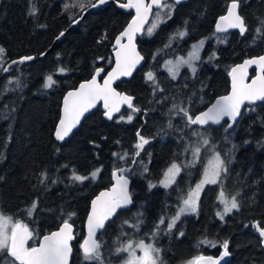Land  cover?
<instances>
[{
	"label": "trees",
	"instance_id": "obj_1",
	"mask_svg": "<svg viewBox=\"0 0 264 264\" xmlns=\"http://www.w3.org/2000/svg\"><path fill=\"white\" fill-rule=\"evenodd\" d=\"M94 2L0 0L4 66L25 56L35 59L11 65L6 76L0 71V213L28 225L34 234L28 241L29 248L74 214L69 220L76 229L72 264H99L83 258L80 245L85 237L86 219L91 201L113 184V170L125 168L130 169L124 174L132 180L133 205L111 219L99 234L103 264H122L128 253H117L116 248L140 240L160 249L157 264H188L197 256L218 255L225 240L229 241L231 253L226 264H264L263 240L254 227L256 223L264 227V102L247 104L232 128H228L227 122L220 127L189 128L182 115L170 111L175 103L188 108L194 117L229 92L230 70L235 64L264 52V0H239V11L248 29L243 35L239 31L214 35L216 22L227 12L231 0L175 4L170 18L151 35L146 28L138 39L146 58L144 67L131 80L117 85L121 92L136 98L133 106L140 111L132 113L131 109H124L117 119L109 122L100 107L62 144L54 133L64 96L90 79L97 68L108 70L113 66L115 38L134 15L111 4L96 9L68 32L72 20L84 12L71 5L82 3L87 9ZM33 6L37 9L35 15L30 14ZM257 28H261V34H257ZM183 30L188 35L171 41L170 47L165 48L170 37ZM61 32L64 36L57 39ZM104 36L106 39L102 40ZM218 37L225 42L219 43ZM199 40L206 44L195 75L184 68L172 79L164 62L186 55ZM45 53L46 57L38 60ZM61 67L67 71L58 73ZM149 71L155 74L162 92L154 91V85L146 80ZM50 74L56 83L44 88L45 78ZM255 74L252 69L251 76ZM129 114L134 117L131 122L127 121ZM169 122L172 127H168ZM138 131L150 142L135 156L133 164ZM193 131L203 132L212 148L202 147L194 166L184 167L193 159L191 148L199 143ZM213 148L225 160L227 172L222 173L218 184L205 188L196 213L181 217L171 233L161 231L153 238L151 234L159 218L174 216L200 180L213 157ZM113 153H127L128 157L120 160ZM173 162L182 165V170L175 183L165 188L160 180ZM96 169L100 172L95 180L83 183L71 180L73 171L88 176ZM41 173L47 174L43 184ZM149 183L156 187L149 190ZM221 188L228 197L239 193L240 204L238 210L223 220L216 215L223 208L217 199ZM33 201L37 207L28 216L27 209ZM138 213H142V223L137 230L129 225L136 223ZM125 220L129 224H124ZM204 239L216 246L201 244ZM5 255L0 254V264H4Z\"/></svg>",
	"mask_w": 264,
	"mask_h": 264
},
{
	"label": "snow or ice",
	"instance_id": "obj_2",
	"mask_svg": "<svg viewBox=\"0 0 264 264\" xmlns=\"http://www.w3.org/2000/svg\"><path fill=\"white\" fill-rule=\"evenodd\" d=\"M106 0H95L90 6L96 8L98 5H103ZM181 3V0H172V3H168V0H127L126 3L120 4V7L125 9H135L136 15L132 18L131 22L127 27L115 38V44L113 45V51L115 53V67L112 71L107 73V76L103 78V83L98 82V77L104 71L102 68H97L95 74L90 80H86L79 85V88L74 91H69L63 98V106L61 115L58 123L55 127V138L59 141H63L74 128L80 123L81 118L91 108L95 107L98 100H103L104 108L106 111L104 115L108 119H112L114 112H119L120 105L126 104L132 113L139 112L140 109L133 106V97L123 95L116 92L112 87L113 81L121 76H130L132 70L137 64L143 59L140 54L136 51L133 39L136 33L141 32L145 21L148 19L150 14H153V8H155L154 19L151 26L147 29L149 35L158 27V25L164 22L165 19L170 18L175 4ZM72 7L79 6L81 10H86L84 4H73ZM239 0H231V3L227 6V12L225 15L219 17L215 25V34L227 33L229 29H238L239 33L243 35L247 32V26L244 22V18L239 15ZM37 9L33 6L30 9V14L35 15ZM72 23H79L78 20L73 19ZM187 23V22H185ZM257 34H261V28L256 29ZM64 33L61 32L60 36ZM188 35L186 30L178 31L172 37H170V43L165 45V48L170 47L171 41L177 39H183ZM59 39V37H57ZM106 39V36L102 37V40ZM127 43H124V40ZM98 41V43L102 42ZM204 40L199 41L191 46V50L188 52L187 57H177L175 60L165 61L164 67L166 68L169 76L172 79L180 73L181 67L186 66L191 70L192 74L195 75L197 71L196 62L200 60V51L204 45ZM218 42H225L224 39L218 37ZM6 56V50L0 46V71L7 72L9 67L14 64H22L25 61L34 59L32 56H25L19 60L11 61L9 67H4ZM99 59H103L100 57ZM212 59V57H209ZM250 65H256L260 69V74L252 80L250 84L245 83V76L247 74V68ZM67 70L63 67L58 68V73H64ZM146 80L154 85V91H163L159 88V84L156 80L155 74L152 71L147 72ZM232 77V89L231 92L218 98L216 102L207 109V111L201 112L198 115L190 114L188 108H185L178 104H173L170 111H174L176 115H182L185 119V126L191 127L193 125L205 126L211 124H219L224 117L230 118L232 123L228 124V128L237 121V118L241 114V107L248 102L253 104L256 101H264V55L246 59L243 64L234 67L230 73ZM12 83V81H9ZM53 75H48L45 78L43 84L44 88H50L55 84ZM18 84V81H17ZM133 115L127 116V121L133 120ZM124 120V117L120 118ZM168 127H172L169 122ZM228 129H225L227 132ZM192 135L199 138V143L196 147L191 148L193 159L188 161L184 167L194 166L199 158V154L202 147L212 148L210 140L201 131H193ZM137 142L134 145V156L132 163L135 164V156H139L140 151L144 149V146L148 144L149 139L140 135L137 132ZM189 149L186 148V151ZM213 157L209 160L208 165L205 168L203 178L200 183L196 185L194 189H191L187 197L182 200L181 206L178 208L176 214L170 218L161 216L158 222L154 225V231L152 237L155 238L160 234L161 231L171 233L175 228L177 221L180 220L182 215L196 213L198 211V200L200 192L205 184H218L222 173L227 172V164L224 159L221 158L218 152L214 151ZM120 160H125L128 157L127 153L123 155L113 153ZM66 167V166H65ZM147 171V168L144 169ZM182 170V165L175 162L166 170L164 173V179L160 181V184L167 188L175 183L176 177ZM130 169L116 168L112 172V177L115 183L109 190L102 191L91 201V210L87 217V228L88 234L80 245L83 258L86 261H99V264H103L100 243L96 240V233L98 230L104 229L106 221L110 220L118 209L125 208L132 203L131 193L129 192V180L124 175L125 172ZM100 172V169H96L91 172L88 176L77 174L73 171L71 180L73 182L83 183L85 180H95ZM47 179L46 173H41L40 183H44ZM55 183V181H53ZM149 190L156 187L149 183ZM239 193L228 197L223 189L221 188L217 199L221 205H223L222 211H218L216 215L223 220L224 217L238 210L240 204L237 196ZM37 207V202L33 201L31 207L27 209V215L32 216L33 211ZM70 214L68 219H65L58 231H54L49 235H45L39 242L38 247H26L27 242L33 238V232L29 229L28 225L16 220L13 222L12 217L5 216L0 213V254H6L4 264H69V256L71 254L70 241L74 238L72 232V224L69 223L71 219ZM142 213H138L135 217L136 223L130 224V227L140 228L142 223ZM124 224H129V221L125 220ZM166 225L162 229L161 226ZM254 227L259 233V236L264 239V227H260L258 223L254 224ZM182 236L183 233L181 232ZM201 244H209L215 247L216 244L212 241L204 239L200 241ZM222 251L220 256L213 258L211 256H197L190 260L188 264H220V261L230 255L229 241H223L221 245ZM142 251V256H136V250ZM117 253L127 252L128 260L125 264H157L159 260L160 249L155 247L153 244H146L143 240L138 242L129 241L126 245L116 248Z\"/></svg>",
	"mask_w": 264,
	"mask_h": 264
},
{
	"label": "water",
	"instance_id": "obj_3",
	"mask_svg": "<svg viewBox=\"0 0 264 264\" xmlns=\"http://www.w3.org/2000/svg\"><path fill=\"white\" fill-rule=\"evenodd\" d=\"M168 1H170V0H168ZM188 1H190V0H181V3H179V4H177V5H181V4H185V3H187ZM127 2V0L125 1V2H122V1H119V0H106V3L105 4H103V5H98L96 8H92L91 6H89L86 10H84V12L82 13V15L77 19L78 21H79V23H73L69 28H68V32L71 30V29H74V28H76L90 13H93L96 9H98V8H104V7H106V6H108V5H111V4H114V5H116L119 9H121L122 11H125V12H133L134 13V15H133V17L136 15V12H135V9H125V8H122V7H120V4H122V3H126ZM145 2H148V0H145ZM154 11H155V8H153V14H150L149 16H148V19L145 21V23H144V25H143V29H142V31L141 32H138V33H136V35L134 36V39H133V44L135 45V48H136V51L140 54V56L141 57H143V59L140 61V63L139 64H137L136 66H135V68L132 70V74L130 75V76H121V77H119L118 79H116L115 81H113V83H112V87L116 90V92H118V93H121V94H123V95H128V96H131V97H133V101H132V103L134 104V102H135V100H136V98L134 97V96H132V95H129V94H127L126 92H121L118 88H117V85L118 84H120V83H122V82H125V81H129V80H131L134 76H135V74H136V72L137 71H139L140 69H142L143 67H144V65H145V63H146V58H145V56L142 54V52H141V50H140V48H139V43H138V39H139V37L141 36V35H143V33L145 32V29L149 26V24H150V22H151V20H152V18H153V15H154ZM238 12H239V15L241 16V14H240V11H239V9H238ZM226 14V13H225ZM224 14V15H225ZM132 17V18H133ZM219 19V18H218ZM132 20V19H131ZM131 20L129 21V23L131 22ZM218 21V20H217ZM128 23V24H129ZM127 24V25H128ZM127 27V26H126ZM125 27V28H126ZM124 28V29H125ZM232 31H239L238 29H229L228 30V32L227 33H218V34H228V33H230V32H232ZM65 34V33H64ZM64 36V35H63ZM63 36H60L59 37V39H61ZM124 43H127V40L125 39L124 41H123ZM115 44V43H114ZM46 55H47V53H45V54H43L42 56H40L39 58H38V60L39 59H44L45 57H46ZM260 55H264V52L262 53V54H260ZM260 55H257V56H253V57H258V56H260ZM113 57H114V64H113V66L110 68V69H108V70H106L104 67H100V68H102L104 71L100 74V76L97 78L98 79V82L99 83H103V78L104 77H106L107 76V73L108 72H110V71H112V69L115 67V53H114V51H113ZM253 57H249V58H246V59H250V58H253ZM246 59H244L243 61H241V62H239V63H237V64H235L232 68H231V70H230V73H231V71H232V69L234 68V67H236V66H238V65H241V64H243V62L246 60ZM35 59H33V60H29V61H34ZM29 61H25V62H29ZM11 63V62H10ZM10 63H8V65L6 66V67H9V65H10ZM252 69H255L256 70V74L254 75V76H251V70ZM258 74H260V69L258 68V66H256V65H250L248 68H247V74H246V76H245V83H248V84H250L251 82H252V80H254L256 77H257V75ZM7 75V72H4L3 71V74H2V76H6ZM231 76V75H230ZM92 78V77H91ZM90 78V79H91ZM0 79H1V77H0ZM90 79H88V80H90ZM84 82V81H83ZM83 82H81V83H83ZM80 83V84H81ZM79 84V85H80ZM79 85L76 87V88H74V89H71V90H69V91H74L75 89H77V88H79ZM231 89H232V77H231V85H230V90H229V92L227 93V94H225V95H222V96H226V95H228L230 92H231ZM68 91V92H69ZM67 94V93H66ZM222 96H219V97H217L207 108H205L203 111H201V112H204V111H207V109L208 108H210L215 102H216V100L218 99V98H220V97H222ZM264 101H256L255 103H263ZM247 104H249L248 102H245V104L241 107V114H240V116L237 118V121L232 125V127L233 126H235L236 124H237V122L240 120V118H241V116H242V114H243V112H244V110H245V107H246V105ZM63 106V105H62ZM100 107H102V109H103V111L105 112L106 111V109L104 108V102H103V100H98L97 102H96V105H95V107H93V108H91L88 112H86L85 114H84V116L81 118V121H80V123L77 125V127L76 128H74L73 130H72V132L69 134V136L68 137H66L63 141H59V140H57L59 143H66L71 137H72V135L80 128V126H81V124H82V122L91 114V113H93L94 111H96L97 109H99ZM124 109H129L128 108V106L126 105V104H121L120 105V110H119V112H114L113 114H112V119H108L105 115H104V118L107 120V121H109V122H111V121H114L115 119H117L121 114H122V112H123V110ZM200 112V113H201ZM200 113H198V114H200ZM197 114V115H198ZM225 122H227L228 124L229 123H232L231 122V120H230V118H228V117H224L222 120H221V122L219 123V124H209V125H205V126H203V127H201V126H198V125H193V126H195V127H198V128H206V127H208V126H214V127H220L221 125H223ZM231 127V128H232ZM127 178H128V180H129V185H128V187H129V192L131 193V185H132V180H131V178L128 176V175H126V174H124ZM115 183V180L113 179V184ZM112 184V185H113ZM112 185L110 186V188L112 187ZM110 188H106V189H103L102 191H106V190H109ZM102 191H100V192H102ZM99 192V193H100ZM99 193H98V195H99ZM131 197H132V194H131ZM95 199V198H94ZM133 205V197H132V203L130 204V205H128L127 207H125V208H121V209H118L117 210V213L111 218V219H114L121 211H124V210H127V209H129L131 206ZM90 210H91V208H90ZM90 212V211H89ZM88 217V216H87ZM110 219V220H111ZM110 220H108V221H106V223H105V227H104V229H101V230H98L97 231V233H96V240L98 241V236H99V234H101L104 230H105V228H106V226H107V224H108V222L110 221ZM69 223H71V222H69ZM72 224V232H73V239L70 241V246H71V249H72V251H71V254H70V256H69V264H72V262H73V253H74V249H73V244H74V242H75V240H76V234H75V226L73 225V223H71ZM59 230V228L58 229H56V230H54V231H58ZM54 231H52V232H54ZM52 232H50V233H52ZM258 232V231H257ZM50 233H47V234H45V235H49ZM87 234H88V228H87V219H86V224H85V237H84V239L87 237ZM259 234V233H258ZM45 235H43L42 236V238H41V240L43 239V237L45 236ZM84 239H83V241H84ZM40 240V241H41ZM263 240V246H264V239H262ZM82 241V242H83ZM28 243V242H27ZM39 246V243L36 245V246H34V247H38ZM26 247H27V245H26ZM230 253V252H229ZM205 257H209V256H211V257H213V258H217V257H219L220 256V253L218 254V255H204ZM230 259H231V253H230V255L228 256V257H225L223 260H221L220 261V264H226V263H228L229 261H230Z\"/></svg>",
	"mask_w": 264,
	"mask_h": 264
},
{
	"label": "rangeland",
	"instance_id": "obj_4",
	"mask_svg": "<svg viewBox=\"0 0 264 264\" xmlns=\"http://www.w3.org/2000/svg\"><path fill=\"white\" fill-rule=\"evenodd\" d=\"M154 19V18H153ZM153 19H152V21H151V23L153 22ZM151 23H150V26H151ZM150 26H148L147 27V29L150 27ZM146 32H147V30H146ZM148 33V32H147ZM199 41H201V40H199ZM199 41H196V42H194L193 44H196V43H198ZM192 44V45H193ZM205 44H206V42H204V45H203V47H202V49H201V51H200V58H201V55H202V52H203V49H204V47H205ZM191 45V46H192ZM191 50V47L188 49V52ZM188 54V53H187ZM187 54L186 55H184L183 57H187ZM178 57H181V56H178ZM177 58V57H176ZM176 58H169V59H167L166 61H168V60H175ZM198 62V61H197ZM197 62H196V67H197ZM164 64H165V62H164ZM165 68V67H164ZM184 68H187L186 66H184V67H181V69H180V73H181V71L184 69ZM165 70H166V68H165ZM190 70V69H189ZM167 71V70H166ZM179 73V74H180ZM179 76V75H178ZM177 76V77H178ZM176 77V78H177ZM54 79V78H53ZM212 159V158H211ZM210 159V160H211ZM209 162V161H208ZM178 164V163H177ZM207 165H208V163H207ZM206 165V166H207ZM170 167V166H169ZM168 167V168H169ZM167 168V169H168ZM206 168V167H205ZM166 169V170H167ZM205 171V170H204ZM166 172V171H165ZM204 174V173H203ZM179 175H180V173H179ZM178 175V176H179ZM178 176L176 177V179L178 178ZM203 178V175H202V177L200 178V180H198L197 182H196V184L194 185V187L192 188V189H194L195 187H196V185L198 184V183H200V181H201V179ZM164 179V176L162 177V179L161 180H163ZM160 180V181H161ZM176 181V180H175ZM174 184V183H173ZM172 184V185H173ZM161 185V184H160ZM209 185H213V184H205L204 186H203V188H202V190H201V192H200V196H199V200H198V207H199V202H200V199H201V197H202V194H203V191L205 190V188L207 187V186H209ZM162 186V185H161ZM168 188V187H167ZM223 206V205H222ZM222 211V210H221ZM191 214V213H190ZM185 215H187V214H185ZM5 216H7V215H5ZM184 215H182L181 217H183ZM226 217V216H225ZM224 217V218H225ZM219 218V217H218ZM13 222H15L14 220H13ZM178 222V221H177ZM133 242V241H132ZM138 242V241H137ZM146 244H149V242H146V241H144ZM143 255V253H142V251L141 250H139V249H137L136 250V256H142ZM128 260V254H127V257H126V259L122 262V264H125V261H127ZM158 263V262H157Z\"/></svg>",
	"mask_w": 264,
	"mask_h": 264
}]
</instances>
